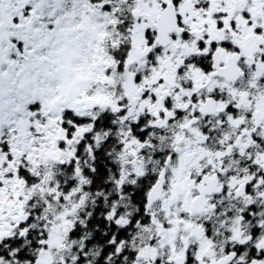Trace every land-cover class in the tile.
Wrapping results in <instances>:
<instances>
[{"label": "snow or ice", "instance_id": "1", "mask_svg": "<svg viewBox=\"0 0 264 264\" xmlns=\"http://www.w3.org/2000/svg\"><path fill=\"white\" fill-rule=\"evenodd\" d=\"M0 264H264V0H0Z\"/></svg>", "mask_w": 264, "mask_h": 264}]
</instances>
